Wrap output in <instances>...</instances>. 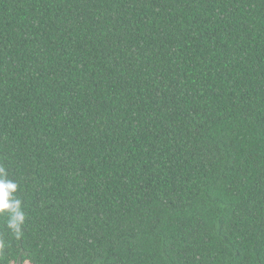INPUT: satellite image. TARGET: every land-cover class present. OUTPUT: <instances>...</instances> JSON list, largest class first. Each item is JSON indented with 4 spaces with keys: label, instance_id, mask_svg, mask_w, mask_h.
Instances as JSON below:
<instances>
[{
    "label": "trees",
    "instance_id": "obj_1",
    "mask_svg": "<svg viewBox=\"0 0 264 264\" xmlns=\"http://www.w3.org/2000/svg\"><path fill=\"white\" fill-rule=\"evenodd\" d=\"M0 264H264V0H0Z\"/></svg>",
    "mask_w": 264,
    "mask_h": 264
},
{
    "label": "clouds",
    "instance_id": "obj_2",
    "mask_svg": "<svg viewBox=\"0 0 264 264\" xmlns=\"http://www.w3.org/2000/svg\"><path fill=\"white\" fill-rule=\"evenodd\" d=\"M19 183L12 179L9 170L0 164V218L10 235L19 240L24 236L27 216L23 199L18 194ZM6 247V242L0 240V250ZM24 264H28L25 260Z\"/></svg>",
    "mask_w": 264,
    "mask_h": 264
}]
</instances>
